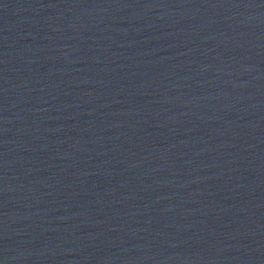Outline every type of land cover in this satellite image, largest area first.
I'll list each match as a JSON object with an SVG mask.
<instances>
[{"label": "water", "instance_id": "1", "mask_svg": "<svg viewBox=\"0 0 264 264\" xmlns=\"http://www.w3.org/2000/svg\"><path fill=\"white\" fill-rule=\"evenodd\" d=\"M0 264H264V0H0Z\"/></svg>", "mask_w": 264, "mask_h": 264}]
</instances>
